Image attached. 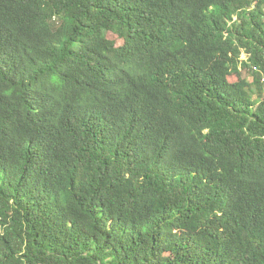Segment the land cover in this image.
<instances>
[{"label":"trees","instance_id":"16d2710c","mask_svg":"<svg viewBox=\"0 0 264 264\" xmlns=\"http://www.w3.org/2000/svg\"><path fill=\"white\" fill-rule=\"evenodd\" d=\"M0 264H264V0H0Z\"/></svg>","mask_w":264,"mask_h":264}]
</instances>
